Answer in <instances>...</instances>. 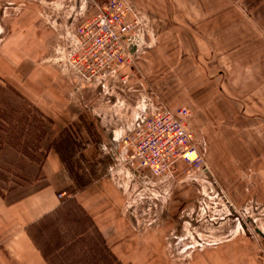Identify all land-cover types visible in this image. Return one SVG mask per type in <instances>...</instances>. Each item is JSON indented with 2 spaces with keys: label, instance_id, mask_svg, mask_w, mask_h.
Masks as SVG:
<instances>
[{
  "label": "rangeland",
  "instance_id": "374dc122",
  "mask_svg": "<svg viewBox=\"0 0 264 264\" xmlns=\"http://www.w3.org/2000/svg\"><path fill=\"white\" fill-rule=\"evenodd\" d=\"M106 1L0 0V191L35 178L55 132L16 76L24 70L25 46L38 47L30 37L41 34L49 52L41 64L56 69L70 86L66 99L81 105L77 116L88 138L76 125L74 134L84 139L70 164L81 162L88 178L108 183L127 225L118 240L129 236L124 247H113L78 202L62 193L59 211L30 228L49 262L90 264L87 255L102 250L107 264H264V0H207L206 35L216 39L218 51L205 74L197 69L192 75L182 69L190 60H157L151 53L158 38L163 57L171 55L168 41L186 38L184 25L158 27L153 18L158 5L182 2L124 0L129 20L138 21L132 34H139L141 52L115 76L82 82L77 90L56 60L57 45ZM177 13L159 12L171 20L186 16ZM157 63L159 76H152ZM161 107L188 112L182 119L199 160L180 158L156 175L132 161L129 137L141 117ZM89 138L103 147L96 159L87 156L90 163L80 155Z\"/></svg>",
  "mask_w": 264,
  "mask_h": 264
},
{
  "label": "crops",
  "instance_id": "0c3cea01",
  "mask_svg": "<svg viewBox=\"0 0 264 264\" xmlns=\"http://www.w3.org/2000/svg\"><path fill=\"white\" fill-rule=\"evenodd\" d=\"M180 1L182 4L162 3L158 5L159 7L153 8V18L155 26L158 27L160 23L169 26L175 23L182 28L185 27L186 38L183 41L176 39L168 41L167 44L170 46L167 47L166 53L171 55L166 57L159 55L163 42L158 38V46L151 48V53L157 54V60L166 58L190 60L189 64L185 63L182 66L184 75H192L193 70L197 69H202L205 74V69L208 68L207 61L216 57L218 51L216 39H208L206 35L208 28H211L207 27L205 20L207 0ZM161 11L174 12L175 15L177 12H185L186 16H182V20L177 18L171 20L170 17H162L159 14ZM42 37L41 34L30 37L38 42H34L38 47L32 46L33 43L30 45L32 41L29 39L30 48L26 46L24 48V70L21 75L16 76L24 79L25 83L21 84L23 90L29 92L32 98H36L33 102L41 112L48 114L55 132L46 159L39 166L35 178L14 189L0 191V264H51L34 240L30 228L60 209L65 200V197H60L62 193L78 202L113 247H124L125 239L129 237L125 236L124 240H118L127 229V225L118 210L119 207L115 206L109 196L108 183L104 179L96 181L88 178L89 173L84 172L81 162L73 166L70 164L71 157H76L78 152V148L75 147H78L77 141H82L84 139L82 137L86 136L82 131L85 128L84 124L77 116L81 105L66 99L70 86L64 85V81L57 76L56 69L48 63L41 64L49 54ZM140 48L136 54L141 52ZM38 62L40 64H37ZM153 66L151 75L159 76V69L155 70L158 63ZM76 125L83 136H80L79 132L74 134ZM65 134L71 136L66 137ZM63 142L68 146L74 145L75 151L66 149ZM99 150L102 152L103 147H95L89 138L86 148L82 149L80 155L86 158H82L84 161L89 162L87 156L96 159L100 154Z\"/></svg>",
  "mask_w": 264,
  "mask_h": 264
},
{
  "label": "built area",
  "instance_id": "2783aa9c",
  "mask_svg": "<svg viewBox=\"0 0 264 264\" xmlns=\"http://www.w3.org/2000/svg\"><path fill=\"white\" fill-rule=\"evenodd\" d=\"M129 15L124 0H107L92 19L73 26L63 36L65 43L57 45L56 60L64 75L76 82L77 90L82 89V82L115 76L131 65L142 42L139 34H132L138 21L132 23ZM187 113L176 115L163 107L141 117L129 137L132 161L151 174L160 175L180 158L190 164L199 160L182 119Z\"/></svg>",
  "mask_w": 264,
  "mask_h": 264
},
{
  "label": "trees",
  "instance_id": "16d2710c",
  "mask_svg": "<svg viewBox=\"0 0 264 264\" xmlns=\"http://www.w3.org/2000/svg\"><path fill=\"white\" fill-rule=\"evenodd\" d=\"M59 211V210H58ZM42 251H43V254H44V256H46V253H45V251H44V249L42 248ZM102 251V250H101ZM101 251H98L97 253H96V255L95 256H91L90 254H88L87 255V258L90 260V264H99L98 263V259H99V257H100V262L102 263V264H107V256L106 255H104V253H101ZM110 256L112 257V259L114 260L115 259V257L114 256H112V254L110 253ZM46 258H47V256H46Z\"/></svg>",
  "mask_w": 264,
  "mask_h": 264
}]
</instances>
